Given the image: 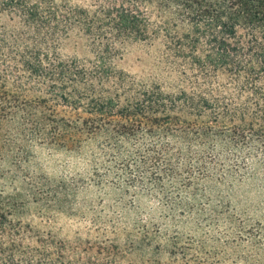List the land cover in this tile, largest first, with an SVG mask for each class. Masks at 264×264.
<instances>
[{
  "label": "trees",
  "instance_id": "16d2710c",
  "mask_svg": "<svg viewBox=\"0 0 264 264\" xmlns=\"http://www.w3.org/2000/svg\"><path fill=\"white\" fill-rule=\"evenodd\" d=\"M0 14L16 16L28 36L13 53L22 34L0 33V135L13 143L38 141L90 162L100 149L130 178L158 191L171 183L178 193L187 187L185 172L201 163L192 148L264 147V0H0ZM71 34L93 45L90 68L33 54ZM152 39H162L184 73L202 80L170 100L191 118L175 117L183 124L176 135L163 126L171 113L162 95L143 93L131 102L109 91L115 46ZM218 77L227 82L218 86L226 93L221 97L210 83ZM134 127L169 136L174 147L153 142L125 153ZM5 198L0 192V264H67L51 240L16 224ZM215 254L199 246L183 253L181 263L214 264Z\"/></svg>",
  "mask_w": 264,
  "mask_h": 264
},
{
  "label": "rangeland",
  "instance_id": "374dc122",
  "mask_svg": "<svg viewBox=\"0 0 264 264\" xmlns=\"http://www.w3.org/2000/svg\"><path fill=\"white\" fill-rule=\"evenodd\" d=\"M71 1L85 5L92 0ZM12 31L22 34L19 47L12 48L17 53L28 43L26 31L16 16L0 14V33L11 36ZM166 47L162 39L116 45L109 55L108 87L122 101L134 102L143 93L162 95L171 113L163 126L176 135L174 129L183 124L177 125L175 117L191 118L179 103L172 109L170 100L202 80L187 69L184 73ZM39 51L33 54L73 60L87 68L95 61L91 42L74 34ZM210 83L213 94L226 95L219 92L227 84L223 77ZM131 137L125 153L153 142L174 147L171 137L159 139L144 127H134ZM95 151L90 162L38 141L15 144L0 135V192L9 200L16 224L51 240L76 264H183V253L199 246L203 253H216L214 264H264L263 146L234 150L210 143L192 148L194 160L201 163L185 172L189 180L179 193L171 183L158 191L130 178L128 171L114 168L108 155Z\"/></svg>",
  "mask_w": 264,
  "mask_h": 264
}]
</instances>
